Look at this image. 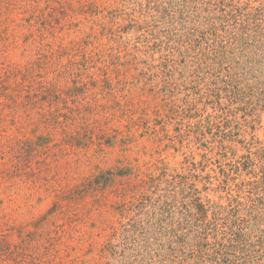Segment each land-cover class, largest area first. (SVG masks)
<instances>
[{"label": "rangeland", "instance_id": "374dc122", "mask_svg": "<svg viewBox=\"0 0 264 264\" xmlns=\"http://www.w3.org/2000/svg\"><path fill=\"white\" fill-rule=\"evenodd\" d=\"M0 264H264V0L2 3Z\"/></svg>", "mask_w": 264, "mask_h": 264}, {"label": "trees", "instance_id": "16d2710c", "mask_svg": "<svg viewBox=\"0 0 264 264\" xmlns=\"http://www.w3.org/2000/svg\"><path fill=\"white\" fill-rule=\"evenodd\" d=\"M6 2V0H0V5L2 4V3H5ZM31 17H34V15L33 14H31ZM6 89V88H5ZM5 96H8L7 94H5Z\"/></svg>", "mask_w": 264, "mask_h": 264}]
</instances>
